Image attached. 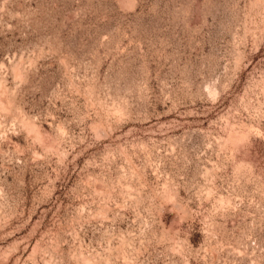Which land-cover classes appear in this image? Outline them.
I'll return each instance as SVG.
<instances>
[{"label": "rangeland", "instance_id": "rangeland-1", "mask_svg": "<svg viewBox=\"0 0 264 264\" xmlns=\"http://www.w3.org/2000/svg\"><path fill=\"white\" fill-rule=\"evenodd\" d=\"M0 264H264V0H0Z\"/></svg>", "mask_w": 264, "mask_h": 264}]
</instances>
